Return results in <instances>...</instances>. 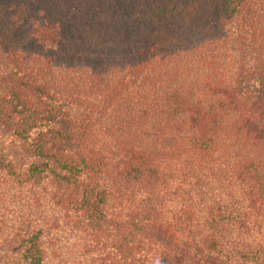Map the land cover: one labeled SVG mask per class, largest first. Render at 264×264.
<instances>
[{"label": "trees", "instance_id": "trees-1", "mask_svg": "<svg viewBox=\"0 0 264 264\" xmlns=\"http://www.w3.org/2000/svg\"><path fill=\"white\" fill-rule=\"evenodd\" d=\"M0 264H264V0H0Z\"/></svg>", "mask_w": 264, "mask_h": 264}]
</instances>
